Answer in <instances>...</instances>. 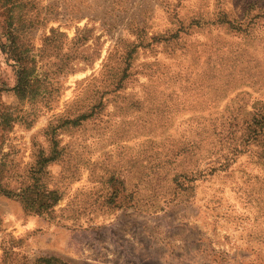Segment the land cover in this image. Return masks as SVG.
I'll return each mask as SVG.
<instances>
[{
  "label": "rangeland",
  "instance_id": "obj_1",
  "mask_svg": "<svg viewBox=\"0 0 264 264\" xmlns=\"http://www.w3.org/2000/svg\"><path fill=\"white\" fill-rule=\"evenodd\" d=\"M264 0H0V264H264Z\"/></svg>",
  "mask_w": 264,
  "mask_h": 264
},
{
  "label": "trees",
  "instance_id": "obj_2",
  "mask_svg": "<svg viewBox=\"0 0 264 264\" xmlns=\"http://www.w3.org/2000/svg\"><path fill=\"white\" fill-rule=\"evenodd\" d=\"M257 115L258 116L254 118V123L256 124V126L254 127L253 132L256 136L260 134L264 135V113H257Z\"/></svg>",
  "mask_w": 264,
  "mask_h": 264
}]
</instances>
